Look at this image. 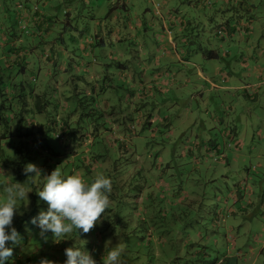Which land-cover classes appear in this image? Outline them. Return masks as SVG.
<instances>
[{"label": "rangeland", "instance_id": "374dc122", "mask_svg": "<svg viewBox=\"0 0 264 264\" xmlns=\"http://www.w3.org/2000/svg\"><path fill=\"white\" fill-rule=\"evenodd\" d=\"M91 1L95 2V0ZM99 1L110 4L108 0ZM168 1L171 6L180 10L184 7L187 16H194L193 31L189 38L196 43L192 45L198 49L201 45L205 50L209 43L213 44L214 50L218 53L217 60H220L221 66H226L228 42L225 43L215 34L222 21L218 19L208 21L200 18L195 14V11L198 12L196 6L191 10L190 7L186 8L187 4L180 0ZM197 3L194 2V4ZM140 5L144 6L148 3L142 0ZM89 7L80 3L78 11L72 13L69 24L61 25L59 45L62 48L73 52L79 33L92 26L87 16ZM116 10L122 12L121 8ZM132 12L134 14L136 10ZM159 31L162 33L163 29L160 27ZM222 34L225 35V31ZM153 37V33H150L149 38L153 39ZM225 40H227L226 36ZM154 42L155 40L152 44ZM259 43L261 51H264V39L261 38ZM234 48V50L231 49L233 52L231 58L235 59V54L243 64L248 58L246 50L240 51L239 48ZM225 52H227L226 55ZM251 53L253 54L250 51ZM199 54L200 58H203L202 52L199 51ZM75 65L66 63L68 69L65 72L67 76L72 73L74 79L76 74L78 76ZM262 65L264 66V62ZM45 69L42 66L37 71V68L29 67L23 75V80L34 85L42 80H45L46 86L52 81L55 84L58 70L55 74L51 71L52 76L45 79ZM238 71L241 79L247 77L245 68H238ZM3 74L5 76H1V79L4 81L0 82V87L11 86L8 82L9 73ZM15 76L16 74H13L12 77ZM227 76L229 77V73ZM249 81L251 82L248 78L247 82ZM46 91L49 92L50 97H47L45 101L47 112L43 114L45 119L43 128L32 129L29 125L26 126L24 119L18 122L17 118L20 117L21 110L20 107H16V99H11L12 96L9 94L0 92V184L21 183L31 194H27L28 201L18 202L20 208L19 213L13 217V227L20 234V238L16 244L9 243L8 246L12 247L13 255L6 264H41L42 260L64 264L66 260L64 250L68 247H84L92 254L97 264H102V258L107 255L109 248L117 244L125 245L124 264H210L217 257L236 253L237 248L233 250L232 242L226 237L228 226L237 225L235 218H229L228 221H221V218L226 216L225 213L229 212L227 211L229 208H237L233 203V195L230 196V194L242 196L240 202L243 201L245 205L248 192L245 193L243 190L246 188H250L253 192L254 202L249 208L253 212L251 214L253 219L248 225L242 224V227L245 226L241 234L245 236V244L241 247L237 243V246L242 248V257L248 264H264V151H262L263 133L258 135L262 121L256 118L264 117V111H261L264 109L263 101L252 103L245 95L244 89L219 92L221 95L217 99L219 105L223 104V110L228 111L234 123L240 124L241 152L236 161L229 156L227 164L224 165L226 159L219 156L218 152L208 159L203 151L206 141L199 138L209 134V121L202 111L204 103L212 106L211 98L218 93L212 90L214 92H204L202 97L197 92L186 94L177 104V109L169 112L171 119L167 125L161 126L160 131L153 137H150L148 133L145 137H139L140 141H135L134 145L130 143L128 146L130 149L122 152V158L117 156L121 163L117 173H114V169L111 173L106 169L96 173L93 170L87 171V167H84L81 159L78 158V149L82 147L78 148L76 138L74 139L75 135L71 134L64 141L63 133L52 128L53 121L59 118L56 115H59L65 121L74 120L73 128L80 125L83 133L91 132L89 122L100 120L89 114L91 99L78 100L69 97L68 108L63 109L57 105L59 101L62 104L67 100L54 99L52 91L48 88ZM247 92L253 97L257 92L262 94L264 85L256 88L249 87ZM26 100L27 105L22 111L23 116L25 119L35 120L33 115L36 116V114L30 109V97L27 96ZM164 104L170 105L167 100ZM184 106L190 107L194 112L191 124L184 123L182 112ZM230 106L232 109L229 108ZM166 113L167 106H164L161 114ZM226 120L225 118V122ZM166 126L173 130L170 138ZM212 127L213 125L210 126ZM195 134L198 136L197 139ZM226 134L228 138L225 145L217 146V150L221 153L225 147V154V150L231 153V150L236 148L232 143L230 131ZM187 138L193 139L189 141ZM94 139V145L104 146L103 138L95 136ZM194 140H197L198 146L191 144ZM87 147L92 154L91 149L94 150L92 144ZM188 148L195 152V159L182 155L184 149ZM166 150L170 151L168 157L163 155ZM111 155L114 157V153ZM158 155L165 159L159 162L156 157ZM28 163L35 164L41 171V176L25 174L23 169ZM56 168L63 175H80L87 183H91L99 174L107 178H110L108 175L112 173L115 175L111 177L112 186L115 189H112L109 195V209L101 214L100 223L86 234L77 230V235L73 232L59 243H56L55 238L51 239L50 233L47 240L42 238L39 235V229L29 222L39 211L46 210V202L41 201L36 192L42 189L46 176ZM79 171H81L80 174ZM144 189L146 192L140 193ZM2 199L3 192L0 190V200ZM216 213H220V219L218 224L213 226ZM239 214L241 215L240 212Z\"/></svg>", "mask_w": 264, "mask_h": 264}, {"label": "crops", "instance_id": "0c3cea01", "mask_svg": "<svg viewBox=\"0 0 264 264\" xmlns=\"http://www.w3.org/2000/svg\"><path fill=\"white\" fill-rule=\"evenodd\" d=\"M108 1L109 5L99 0L94 3L91 0H0V82L4 81L1 79V76H5L3 73H9L8 82L11 84L0 87V92L16 99V107L21 110L18 122L24 119L26 126L29 125L31 129L43 128V114L47 112L45 101L50 97L47 88L52 91L54 99L67 100L62 104L59 101L57 105L63 109L68 108L69 97L91 99L89 114L100 119L89 122L91 132L83 133L80 125L73 128L74 120L68 122L59 115H56L59 118L53 121L52 128L63 133L64 141L71 134L77 133L78 148L82 147L78 149V158L87 167V171L100 172L106 169L111 173L114 169V173H117L121 166L117 156L122 158V152L130 149V143L134 145L135 141H140L139 137H145L147 133L153 137L161 126L167 125L171 119L169 112L177 109V104L186 94L197 92L202 97L204 92L217 91L214 98H211L212 106L204 103L202 112L209 121V134L199 139L206 141L203 151L208 159L218 152L219 156L226 159L224 165L229 156L236 161L241 152L240 124L234 123V119L228 115V111L223 110V104L219 105L217 99L221 96L220 91L244 89L252 103L264 102V92L259 94L260 88L254 97L247 92L249 87L264 85V51L259 46L260 39H264V0H180L191 10L196 6L198 12L195 11V14L198 17L208 21H222L215 34L225 43L228 42L226 66H221L220 60H217L218 53L213 44L209 43L208 50H203L201 45L199 49L192 45L196 43L189 38L193 31L194 16H187L184 7L182 10L173 7L168 0H145L148 5L144 6L140 5L142 0ZM80 3L90 6L87 16L92 26L78 32V40L72 52L59 45V30L62 24H69L72 13L78 11ZM116 8H121L122 12ZM133 10H136L134 14ZM219 30L225 31V35L218 34ZM150 33L154 35V44V40L149 38ZM234 47L240 51L246 50L248 58L243 64L235 54V59L231 58V49L234 50ZM199 51L203 58H200ZM66 63L76 64L78 76L76 74L75 79L72 73L68 76L65 74L68 69ZM42 66L46 68L45 79L52 76L51 71L55 74L58 70L55 84L52 81L46 86L45 80H42L34 85L23 80L27 68H37L39 71ZM238 68H245L247 77L241 79ZM13 74L16 76L12 77ZM248 78L251 82H247ZM27 96L30 97V109L36 114L33 115L36 121L23 116ZM165 100L170 105L164 104ZM164 106H167V113L162 115ZM229 108L232 109L231 106ZM182 109L184 123L191 124L194 112L187 106ZM256 118L262 121L258 135L263 133L264 151V117ZM166 128L169 137L173 130L168 126ZM227 131H230L236 148L231 153L225 150V154L226 148L223 147L221 153L217 146L225 145ZM95 136L103 138V147L107 148L94 145ZM194 136L197 139L198 136ZM192 139L187 138L189 141ZM89 144L94 148L91 149L92 154L87 147ZM191 144L198 146L199 143L194 140ZM184 150L183 156L195 159V152L191 148ZM169 154L170 151L166 150L163 155L168 157ZM156 157L159 162L165 159L161 155ZM112 176L115 175H108L110 179ZM112 189L115 187L112 186ZM243 191L248 192L245 205L243 201L240 202L242 196L230 194L237 208H229L226 216L221 218V221L235 218L237 225L228 226L226 237L232 242V249L237 248L236 253L217 257L210 264H248L237 243L241 247L245 244V236L241 235L245 226L242 227V224L248 225L252 221L253 212L249 208L253 206L254 200L250 188ZM145 192L146 189L140 193ZM214 216L213 226L218 224L220 213Z\"/></svg>", "mask_w": 264, "mask_h": 264}, {"label": "clouds", "instance_id": "9594fccd", "mask_svg": "<svg viewBox=\"0 0 264 264\" xmlns=\"http://www.w3.org/2000/svg\"><path fill=\"white\" fill-rule=\"evenodd\" d=\"M23 171L41 176V171L32 163L26 164ZM0 190L3 192L0 200V264H6L13 255L9 243L16 244L20 238L13 227V217L19 213L18 202L27 200L30 191H26L21 183L0 184ZM111 191L112 181L103 174L87 183L80 175H63L56 168L46 176L42 189L36 192L40 200L46 202L47 208L39 211L29 222L39 229L42 238L47 240L50 233L56 243L73 232L77 235V230L86 234L100 223L101 214L109 209ZM124 252V244L110 247L102 258V264H124ZM64 254V264H97L84 247H68ZM41 264L55 262L42 260Z\"/></svg>", "mask_w": 264, "mask_h": 264}, {"label": "built area", "instance_id": "2783aa9c", "mask_svg": "<svg viewBox=\"0 0 264 264\" xmlns=\"http://www.w3.org/2000/svg\"><path fill=\"white\" fill-rule=\"evenodd\" d=\"M168 32L170 33V30H168ZM222 33H223V31H222V30H219V31H218V34H220V35H221Z\"/></svg>", "mask_w": 264, "mask_h": 264}, {"label": "trees", "instance_id": "16d2710c", "mask_svg": "<svg viewBox=\"0 0 264 264\" xmlns=\"http://www.w3.org/2000/svg\"><path fill=\"white\" fill-rule=\"evenodd\" d=\"M76 134H77V133H74V135H75L74 139L76 138V141H75V142H77V140H78V138L76 137Z\"/></svg>", "mask_w": 264, "mask_h": 264}]
</instances>
